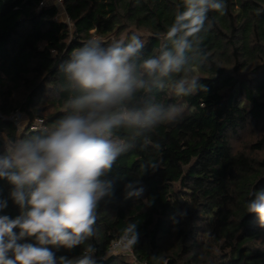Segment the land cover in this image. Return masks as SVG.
I'll list each match as a JSON object with an SVG mask.
<instances>
[{
	"label": "trees",
	"instance_id": "1",
	"mask_svg": "<svg viewBox=\"0 0 264 264\" xmlns=\"http://www.w3.org/2000/svg\"><path fill=\"white\" fill-rule=\"evenodd\" d=\"M224 3L223 15L208 13L212 27L186 54L185 72L153 81L143 61L170 47L165 33L183 0H0V154L4 137L43 135L72 111L71 101L84 92L59 69L89 39L127 43L137 35L144 44L130 62L147 84L125 101L128 108L182 106L176 120L139 136L127 125L113 130L133 146L105 177L114 194L100 201L97 233L73 250L48 246L57 257L77 258L91 244L95 264H264V228L246 210L264 189V128L253 139L239 137L247 127H264V0ZM58 4L68 21L57 18ZM181 76L198 77L206 90L177 97L173 85ZM16 111L27 117L19 133L7 119ZM36 118L42 125L34 129ZM149 163L156 168H142ZM130 181L144 187L141 197L126 198ZM12 187L0 179L8 205L0 215L14 218L20 209ZM130 223L139 234L129 245L133 262L110 252Z\"/></svg>",
	"mask_w": 264,
	"mask_h": 264
},
{
	"label": "clouds",
	"instance_id": "2",
	"mask_svg": "<svg viewBox=\"0 0 264 264\" xmlns=\"http://www.w3.org/2000/svg\"><path fill=\"white\" fill-rule=\"evenodd\" d=\"M183 6L165 33L170 47L143 61V74L153 81L184 73L186 54L194 45L198 47L201 33L212 27L206 23L208 13L223 15L226 10L224 0H183ZM143 47L137 35L127 43L106 44L98 39L83 43L59 69L84 92L71 101L72 111L43 135L4 141L0 179L13 186L9 195L20 214L14 218L0 215V264H95L91 244L71 259L57 257L48 246L73 250L96 235L100 201L114 194L113 181L105 177L118 156L133 146L114 138L113 130L127 125L139 136L158 123L176 120L182 113L180 105L167 109L125 105L135 90L147 84L142 75L135 74L130 62ZM173 89L177 97L206 90L198 77L186 76L177 79ZM153 147L161 149L159 143ZM146 167L154 170L156 165H142ZM144 191L138 181L125 185L126 198H139ZM252 197L247 201V213L257 215L264 228V189L255 191ZM7 206V200L0 199V212ZM124 233L129 245L138 242L135 223H130ZM25 238L35 243H21Z\"/></svg>",
	"mask_w": 264,
	"mask_h": 264
},
{
	"label": "rangeland",
	"instance_id": "3",
	"mask_svg": "<svg viewBox=\"0 0 264 264\" xmlns=\"http://www.w3.org/2000/svg\"><path fill=\"white\" fill-rule=\"evenodd\" d=\"M58 6H59V9H60V14L57 16V18L58 19H61V20L67 21L66 20V15L63 14V12H62V10H63L62 9V5L58 4ZM138 32H139L138 34L142 35V32H140V31H138ZM122 36H124V35H122ZM17 96H19V95H17ZM7 119H8V117H7ZM12 120L14 121V123H15V125H16V127L18 129V133L21 131V129L27 123V117H26V115L24 116L23 114H21L20 117L14 118ZM263 128L264 127H260L258 129L257 128H253L251 126L250 127H247V129L244 131V133H241V135L239 137L243 141L253 139L254 137H257V136H259L261 134L260 132H262ZM7 140L8 139L5 138V137L2 139V141H7ZM237 142H239V141L237 140ZM125 245L126 244H123L121 249H117L114 252L113 251H111V252H113L114 255H123V256H126L129 259L130 262H133L134 261V259H133V257H134L133 256V252L130 251V250L128 251L127 248L124 247Z\"/></svg>",
	"mask_w": 264,
	"mask_h": 264
},
{
	"label": "built area",
	"instance_id": "4",
	"mask_svg": "<svg viewBox=\"0 0 264 264\" xmlns=\"http://www.w3.org/2000/svg\"><path fill=\"white\" fill-rule=\"evenodd\" d=\"M66 20L68 21V18L66 17ZM21 116V113L16 111L14 113H11L8 117V119H14V118H18ZM42 125V119L41 118H36L35 119V124L32 126V128H40ZM3 146H4V141H3ZM126 244L124 247L127 248V250L129 251V244L127 243V240L125 237H122L116 241H113L110 245V252L111 251H115L117 249H121L122 245Z\"/></svg>",
	"mask_w": 264,
	"mask_h": 264
}]
</instances>
